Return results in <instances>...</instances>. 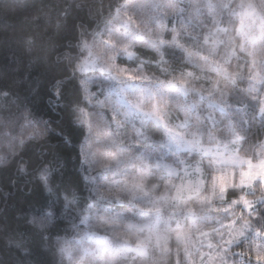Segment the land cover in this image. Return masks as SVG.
Wrapping results in <instances>:
<instances>
[{"label":"snow or ice","instance_id":"6c2138e0","mask_svg":"<svg viewBox=\"0 0 264 264\" xmlns=\"http://www.w3.org/2000/svg\"><path fill=\"white\" fill-rule=\"evenodd\" d=\"M146 7L147 12L144 11ZM237 7L244 9L239 30L242 36L239 51L247 52L253 57L246 77L248 87L240 89L238 94L221 88L219 80L214 81L207 90L198 89L191 83L197 78L192 72L181 71L178 76L172 75L170 66H164L167 64L164 57L174 55L175 50L183 52L189 61L199 54L186 47L184 41L199 40V35L194 34V30L202 17L213 18L215 27L212 34H227V29L220 27L217 17L222 19L225 13L241 15L231 8L230 0H167L166 3L152 0L147 6L135 2L125 3L117 9L118 23L107 29L110 37L114 31L122 29L118 39L82 42L81 49L86 51L87 55L76 65L74 72L86 73L89 69L98 68L101 74H109L111 81L116 82L113 84L104 76L99 78L102 88L107 83L106 89L101 93L104 99L99 100L96 99L97 93L87 91L88 85L95 82L97 77L94 75L89 80L81 81L86 92L85 101L91 105L95 99L99 106L111 108L117 129L121 127V122L117 119L119 116L132 123L135 143L152 145L157 151L167 149L177 157L182 150L196 152L201 159L194 165L177 159L176 162L184 166V177L190 178L178 185L169 182L157 196L154 192L158 186L152 181L175 176L176 169L163 163V157H157L154 164L146 162L152 159V151H148L147 155L144 152L128 153L123 147V142L118 141V134L106 131L102 140L109 149L115 146L116 152L107 151L104 154L106 162L101 165L104 172L119 171L126 160L135 168V174L128 176L125 170L124 179H114L104 184H98L96 176L84 177L85 181L92 184L91 191L95 193L96 201L82 210L80 222L87 225V231L73 240L58 238L60 253L70 262L74 259V253L79 252L80 259L88 260L89 264H135L137 260L140 264H158L150 250L155 248L161 257L170 255L169 241L173 237L177 244L176 264H246L245 257L252 253H255L258 262L264 261V142L254 146L255 163L251 158L240 154L253 123L259 121V125L264 127V58H255L257 41L264 44V15L259 17L260 32L256 35L252 31L257 18L255 6L242 0ZM121 8L125 10L122 17ZM127 9L138 11V18L134 19ZM261 13H264V8ZM170 15L181 17L179 28L167 27ZM245 19L251 21L247 25L248 30H245ZM151 25L156 26L155 31ZM169 34L170 39L166 38ZM136 42H143L155 51L158 59L153 62L162 74L170 76L169 79L161 81L158 77L144 74L143 61L136 70L137 74L115 63L117 57L122 55L129 60L136 58V53L132 50ZM204 43H208L207 37L204 38ZM220 44L225 46L222 61H214L210 67L235 86L237 80L243 77L229 71L225 65L232 57L237 56L236 48L230 47V40L216 39L210 48V55L215 53L217 45ZM250 47L252 51H248ZM204 59L207 60L208 57ZM139 80H155V85L140 87L131 83ZM114 92L117 94L115 101L112 99ZM190 92L199 93L201 97L206 96L207 109H202L195 101H187ZM181 96L185 97L183 104L179 103ZM55 97H61L59 84ZM172 106L184 116V119L175 125L168 120ZM73 111L78 113L75 122L87 124L88 127L89 135L80 145V156L82 163L91 169L96 163L90 159L93 124L99 125L98 122L88 119L89 113L79 105ZM217 114L225 122L223 138L210 129L208 139L212 146L205 147L201 122L208 121L215 125ZM137 118L140 121L139 128L134 124ZM103 119L101 115L100 121ZM193 120L196 121L195 126ZM189 128L194 130L187 131ZM155 135H159V139H154ZM66 143L71 144L70 137L66 138ZM204 159L208 160L207 170L213 173L210 182L206 180L208 172L203 164ZM229 167L239 168L238 179L235 171L231 175L228 174ZM48 178L49 170L42 169L39 179L47 185ZM237 190L242 194L229 200L228 196ZM65 193V208L79 202L75 188L71 191L65 189ZM217 200L221 206L212 207ZM193 201L199 208L204 209L203 215H198L196 210L189 206ZM115 204L130 207L121 213L113 210ZM167 210L173 213L183 212L189 221L188 226H183L177 220L175 227H172L170 220L163 218ZM51 215V212L42 215L41 228L46 227ZM213 220L217 227L205 231V225ZM121 228L123 230L118 231ZM97 229H103L105 233L114 232L118 238L110 240L106 235L98 234ZM85 240L92 246L83 247L82 242ZM205 242L207 252L202 248ZM241 244L244 245L241 251L230 252L233 245L239 247ZM181 250L183 261L180 259ZM196 253H199V261L194 259ZM230 255L233 257L231 260Z\"/></svg>","mask_w":264,"mask_h":264},{"label":"trees","instance_id":"16d2710c","mask_svg":"<svg viewBox=\"0 0 264 264\" xmlns=\"http://www.w3.org/2000/svg\"><path fill=\"white\" fill-rule=\"evenodd\" d=\"M139 3L149 5L152 0H0V264H89L88 260L80 259L79 252L74 253V259L70 262L59 251L58 238L73 240L87 231V225L82 224V210L88 204L96 201L95 193L91 191L92 184L84 180L86 175L96 176L98 184H104L114 179H124L125 170L127 175L135 174V168L126 160L119 171L104 172L102 163L106 162L105 153L116 152V147L110 149L103 142L102 137L106 131L118 134V141L123 142V147L128 153L138 154L152 151V159L146 162L155 163L157 157H163L162 162L170 164L176 169L177 174L172 177H162L153 180L157 184L154 195H160L169 182L179 184L183 179L184 166L178 164L177 159L185 160L189 165H194L201 157L196 152L182 150L179 157L167 149L154 150L152 145L137 144L133 131V124L124 121L123 116L117 119L121 127L117 129V123L113 120L111 108L101 107L92 100L91 105L84 100L86 92L81 81L89 80L96 76L97 80L88 85L87 91L97 93L96 99L103 100L101 94L107 87V83L100 85L99 78L104 76L113 84L109 74H101L99 69H89L86 73L75 71L76 65L87 55L82 51L83 41H99L104 39L116 40L122 33V29L114 31L109 36L107 29L118 23L117 9L125 3ZM166 3L167 0H157ZM242 0H230L231 8L241 15L225 13L220 19V27L227 29V34H212L215 27L213 18L204 16L195 27L194 34L199 35V40L185 39V46L198 55L189 61L180 50H175L174 55H166L167 64L164 65L173 70L172 75H180L181 71L192 72L196 79L191 81L198 89L207 90L214 81L219 80L220 87L236 94L240 89L248 87L246 77L253 57L247 52L241 53L239 45L242 40L240 34L241 16L244 9L237 7ZM251 2L256 9L257 18L252 31L259 35L261 9L264 8V0H243ZM121 17L124 9H120ZM134 19L138 18V11L127 9ZM144 11H148L147 7ZM164 11V9H160ZM246 28L251 23L244 21ZM181 17L169 16L167 27L179 28ZM155 31L156 26H150ZM102 34V35H98ZM207 37L208 43H204ZM170 39V34L166 36ZM230 40V47H235L237 56L232 57L225 66L231 72L240 74L243 78L238 79L235 86L225 80L210 67L214 61H222L225 53L224 44L217 45L214 54L210 55L213 40ZM132 50L136 58L129 60L126 56H118L115 63L129 72L137 74L136 70L143 61L142 72L152 77H158L161 81L170 76L162 74L160 68L153 62L158 59L155 51L147 47L143 42H136ZM250 47L248 51H252ZM204 57H208L207 60ZM255 58H264V44L257 41L255 46ZM200 65V66H198ZM259 71V67L257 68ZM140 87L155 85L152 81H131ZM61 86V97L57 99V85ZM155 90V88H153ZM131 98V97H129ZM113 101L117 94L112 95ZM187 101H195L202 109H207V97H201L199 93L190 92ZM179 103H185V97H179ZM79 105L89 113L88 119L98 122L93 124V136L91 138L90 159L96 161L89 169L87 164L82 163L80 145L88 137L87 124L78 123V113L73 109ZM148 102L146 101V107ZM103 115L104 119L100 121ZM184 119L183 113L172 106L168 113V120L175 125ZM216 124L201 122L203 130V144L211 145L208 132L212 129L216 135L223 138L225 122L217 114ZM135 127H140L137 118ZM196 121L193 120L195 126ZM189 128L187 131H192ZM151 134V133H150ZM71 138V144L66 143V138ZM100 137V139H98ZM159 139V135L153 136ZM264 142V127L259 121L253 123L247 140L240 151L242 156L255 160L254 146ZM208 160L204 159L208 175L206 180L210 182L211 171L207 170ZM49 170L48 184L45 185L40 179L42 169ZM235 171L237 179L239 168L229 167V175ZM101 174V175H98ZM219 174V173H216ZM186 179V178H185ZM77 190L79 202H74L69 208L64 207L65 189ZM51 189V191H49ZM242 193L237 190L228 196V199L238 197ZM258 194V186H257ZM253 197H249L252 199ZM95 206V205H94ZM190 207L194 208L198 215L204 214V209L199 208L195 201ZM220 202L214 201L212 207H220ZM128 205H113L116 212H125ZM240 209H237L239 212ZM51 212L50 220L46 227L41 228L42 215ZM215 216V213H213ZM163 218L170 220L175 227L177 220L187 227L188 219L183 212L173 213L165 211ZM217 227L215 221L205 225L208 231ZM123 229H118L122 231ZM98 234L106 235L110 240H116V233H105L103 229H97ZM196 233H193L195 240ZM134 245V241L132 242ZM83 247L92 246L89 241L82 242ZM171 254L161 257L155 248L151 255L158 264H176L177 244L174 237L169 241ZM244 245H233L231 253L239 252ZM207 252L206 242L202 246ZM180 259L183 261V251H180ZM194 259L199 261V253ZM229 259H233L230 255ZM246 264H264L258 262L255 253L245 257ZM135 264H140L137 260Z\"/></svg>","mask_w":264,"mask_h":264},{"label":"rangeland","instance_id":"374dc122","mask_svg":"<svg viewBox=\"0 0 264 264\" xmlns=\"http://www.w3.org/2000/svg\"><path fill=\"white\" fill-rule=\"evenodd\" d=\"M205 147H210V146H212V145H204ZM221 150H222V148H221ZM253 162L255 163L256 162V159L255 160H253ZM246 167V166H245ZM189 170H191V169H189ZM184 175V174H183ZM186 178V179H185ZM190 177H183V179L181 180V182L180 183H182L184 180H187V179H189ZM179 183V184H180Z\"/></svg>","mask_w":264,"mask_h":264}]
</instances>
